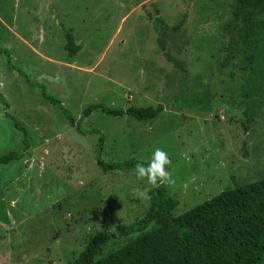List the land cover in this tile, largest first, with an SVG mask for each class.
Returning a JSON list of instances; mask_svg holds the SVG:
<instances>
[{
	"label": "rangeland",
	"instance_id": "obj_1",
	"mask_svg": "<svg viewBox=\"0 0 264 264\" xmlns=\"http://www.w3.org/2000/svg\"><path fill=\"white\" fill-rule=\"evenodd\" d=\"M48 1L60 10L75 7L68 24L83 49L69 61L85 64L102 52L103 77L47 60L62 55L64 38L46 29ZM85 6L92 9L80 24ZM232 6L233 0H0L1 18L45 57L0 25V156L19 154L0 164V264H72L94 234L147 211L149 201L133 195L151 187L146 181L132 169L97 167L99 134L104 162L146 161L157 147L167 152L175 184L164 190L174 215L264 177V27L254 41L241 37ZM92 103L162 109L147 121L98 110L81 115ZM62 109L80 117L81 132ZM132 235L109 239L101 253Z\"/></svg>",
	"mask_w": 264,
	"mask_h": 264
},
{
	"label": "trees",
	"instance_id": "obj_2",
	"mask_svg": "<svg viewBox=\"0 0 264 264\" xmlns=\"http://www.w3.org/2000/svg\"><path fill=\"white\" fill-rule=\"evenodd\" d=\"M231 13L241 37L256 40L264 27L260 19L264 15V0H233ZM45 98L58 103L52 96ZM0 102L5 105L1 95ZM161 109L160 104L108 108L92 103L81 110V115L98 110L111 116L127 115L147 121ZM62 111L68 124L81 132L80 117L75 120L66 110ZM5 116L17 124L11 115ZM19 129L25 137V129ZM102 138L101 134L97 136L95 154L96 165L102 171L133 169L140 161L100 160ZM23 143L25 150L28 144L26 140ZM18 157L17 152L8 151L0 156V164ZM149 189V206L139 219L94 234L72 264H264V177L234 184L176 215L172 213L174 200L165 193L164 185ZM129 233L133 235L120 247L101 253L106 241Z\"/></svg>",
	"mask_w": 264,
	"mask_h": 264
},
{
	"label": "crops",
	"instance_id": "obj_3",
	"mask_svg": "<svg viewBox=\"0 0 264 264\" xmlns=\"http://www.w3.org/2000/svg\"><path fill=\"white\" fill-rule=\"evenodd\" d=\"M137 1L136 3H138ZM134 4L130 10L137 9L138 4ZM52 2L48 1L47 5L45 8L44 12H46V22L48 21V25L46 24V29L51 33V30L57 28L60 33L63 35V40L59 42V47H61L62 50V55H58L55 57H48L47 60H50L51 62H54L55 64H58V66H70L73 67L83 73H88L94 76H100L103 77L104 75L100 73V71L97 70L99 64L101 63L103 59V53L101 52L99 55H97L94 59L89 61L88 63L85 64H72L69 60H75V57L77 54L81 51V47H79V44L81 42L76 40L75 36L73 35V27H71V23L68 24L69 22V17L67 16L68 13L73 12L76 13L75 7L70 6L71 8L69 9H64L60 10L56 5H51ZM54 6V7H52ZM69 6V5H66ZM92 7H84L83 10H81L80 14L78 15V22L81 24L88 23V13L91 12ZM36 13V11H35ZM72 19L73 16L71 15ZM65 23V25H64ZM0 25L6 29H8L14 37H17L20 42L24 44V46L28 49L27 51L30 53H33L39 57H44L42 53H40L33 45V43L30 41L31 39L29 38L28 40L23 37V35L18 34L16 31L12 30V27L4 21L1 16H0ZM49 33V38H52ZM32 39L36 38L35 34H32L31 36ZM75 39V40H73ZM31 42V43H29ZM88 43V42H85ZM91 44H85V47H88L87 45H92V41L90 42ZM45 58V57H44ZM74 65V66H73Z\"/></svg>",
	"mask_w": 264,
	"mask_h": 264
},
{
	"label": "clouds",
	"instance_id": "obj_4",
	"mask_svg": "<svg viewBox=\"0 0 264 264\" xmlns=\"http://www.w3.org/2000/svg\"><path fill=\"white\" fill-rule=\"evenodd\" d=\"M171 160L166 151L157 147L151 152L150 157L146 161L137 162L132 172L137 180L146 181L148 185L158 188L162 185L173 186L175 179L168 170ZM150 189L135 188L133 195L141 200L148 201L151 199Z\"/></svg>",
	"mask_w": 264,
	"mask_h": 264
}]
</instances>
